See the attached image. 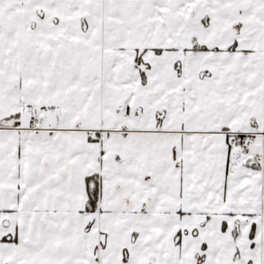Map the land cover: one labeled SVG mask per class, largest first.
<instances>
[{
  "label": "snow or ice",
  "instance_id": "obj_1",
  "mask_svg": "<svg viewBox=\"0 0 264 264\" xmlns=\"http://www.w3.org/2000/svg\"><path fill=\"white\" fill-rule=\"evenodd\" d=\"M0 264H264V0H0Z\"/></svg>",
  "mask_w": 264,
  "mask_h": 264
}]
</instances>
